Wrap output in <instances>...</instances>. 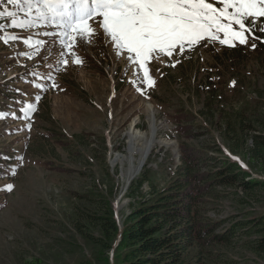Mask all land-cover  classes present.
<instances>
[{
	"label": "rangeland",
	"instance_id": "rangeland-1",
	"mask_svg": "<svg viewBox=\"0 0 264 264\" xmlns=\"http://www.w3.org/2000/svg\"><path fill=\"white\" fill-rule=\"evenodd\" d=\"M32 2L28 15L27 5L0 0V264H115L113 252L102 254L77 230V212L86 207V198L101 192L112 196L123 225L132 184L145 173L143 194L166 188L182 164V146L205 149L264 180L262 166L250 156L251 138L258 132L242 130L239 123L264 133V44L257 42L253 50L217 40L186 50L175 67L168 66L176 63L171 57L159 64L150 60L156 85L142 95L131 54L118 50L93 20L86 22L87 31L95 35L86 42L75 32L54 39L45 33L65 29L41 16ZM207 2L223 7L218 0ZM62 59L69 61L66 67ZM49 70L51 80L40 81ZM53 82L59 87H52ZM37 83L47 85L39 98ZM151 122L157 140L171 145L154 147L140 173L126 182L128 131L135 127L150 138ZM118 157L126 161L113 165ZM208 166L203 164V171ZM225 190L204 207L223 230L264 216V192L243 206L238 200L242 192ZM259 236L232 238L213 247L212 258L194 257L191 250L186 260L264 264V253L246 245Z\"/></svg>",
	"mask_w": 264,
	"mask_h": 264
},
{
	"label": "trees",
	"instance_id": "trees-1",
	"mask_svg": "<svg viewBox=\"0 0 264 264\" xmlns=\"http://www.w3.org/2000/svg\"><path fill=\"white\" fill-rule=\"evenodd\" d=\"M239 123L242 130L249 127L258 132L251 138L250 156L264 174V133ZM181 162L175 178L162 190L152 188L143 194L148 182L145 173L132 184L127 194L132 199L130 212L123 225L116 217L112 196L100 192L85 197L86 207L77 212V230L102 254L113 252L115 264H201L186 260L189 251L195 250L197 258H212L213 247L253 234L260 236L246 245L264 253V216H251L223 230V224L211 221L204 208L227 188L237 195L242 192L238 200L245 206L264 192V180L251 178L238 163L217 158L205 149L182 146ZM201 162L209 163V169L203 171Z\"/></svg>",
	"mask_w": 264,
	"mask_h": 264
},
{
	"label": "snow or ice",
	"instance_id": "snow-or-ice-1",
	"mask_svg": "<svg viewBox=\"0 0 264 264\" xmlns=\"http://www.w3.org/2000/svg\"><path fill=\"white\" fill-rule=\"evenodd\" d=\"M8 3L27 5L26 14L31 15L32 0H8ZM36 3L41 16H50L57 27L65 29L62 33H45L46 36L53 35L54 39L75 32L76 37L86 42L95 35L87 31L86 22L93 20L118 50L131 54L130 59L137 66L134 74L139 79L138 91L142 95H147V89L156 85L148 66L150 60L159 64L171 57L176 63L169 61L168 66L175 67L180 63L177 56L186 55V50L197 45L204 47L217 40L222 45L247 46L253 50L257 48V42L264 44V0H218L223 7H214L207 0H36ZM230 8L231 12L228 11ZM7 15L11 17L14 13ZM60 63L66 67L69 61L62 59ZM75 63L82 64L83 61L76 59ZM39 80H51V70L41 74ZM35 86L39 98V92L47 85L37 83ZM51 86L59 87L54 82ZM13 188L14 185H7L8 191Z\"/></svg>",
	"mask_w": 264,
	"mask_h": 264
},
{
	"label": "bare ground",
	"instance_id": "bare-ground-1",
	"mask_svg": "<svg viewBox=\"0 0 264 264\" xmlns=\"http://www.w3.org/2000/svg\"><path fill=\"white\" fill-rule=\"evenodd\" d=\"M152 110V109H151ZM154 121V120H153ZM151 137L149 138L146 134L139 133L135 127L131 128L130 132L128 131V153L130 155V162L131 167L129 169L130 176L129 177H122L123 180L126 182H129L131 178L135 177L140 173V170L144 167V165L147 163L152 150L154 147L159 145L160 147H168L171 145V143L164 142V141H158L157 140V129L156 125H154L153 122H151ZM147 133V132H146ZM138 157V159H136ZM124 163L126 160L125 158L118 157L113 161V165L117 162ZM135 161L138 162L137 165L135 164Z\"/></svg>",
	"mask_w": 264,
	"mask_h": 264
},
{
	"label": "water",
	"instance_id": "water-1",
	"mask_svg": "<svg viewBox=\"0 0 264 264\" xmlns=\"http://www.w3.org/2000/svg\"><path fill=\"white\" fill-rule=\"evenodd\" d=\"M154 122V121H153ZM155 123V122H154Z\"/></svg>",
	"mask_w": 264,
	"mask_h": 264
}]
</instances>
